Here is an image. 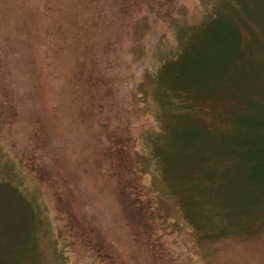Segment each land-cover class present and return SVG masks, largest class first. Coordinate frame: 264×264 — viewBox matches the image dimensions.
<instances>
[{"label":"rangeland","instance_id":"374dc122","mask_svg":"<svg viewBox=\"0 0 264 264\" xmlns=\"http://www.w3.org/2000/svg\"><path fill=\"white\" fill-rule=\"evenodd\" d=\"M219 13L264 62V0H0V264H264L229 101L172 65Z\"/></svg>","mask_w":264,"mask_h":264},{"label":"trees","instance_id":"16d2710c","mask_svg":"<svg viewBox=\"0 0 264 264\" xmlns=\"http://www.w3.org/2000/svg\"><path fill=\"white\" fill-rule=\"evenodd\" d=\"M207 16L187 27L184 43L195 42L199 31L210 28L207 32L213 36L209 41L212 53L194 48L195 54H190L178 48L177 61L172 65L179 79L190 65L194 75L218 88L223 103L229 101L228 111L234 121L226 142L232 147L228 161L234 164L239 205L233 218L256 216L264 210V62H252L249 55L247 43L253 30L249 21L239 15L232 21L220 13ZM169 65L170 60L164 63L166 68ZM5 252V248L0 250V258Z\"/></svg>","mask_w":264,"mask_h":264}]
</instances>
